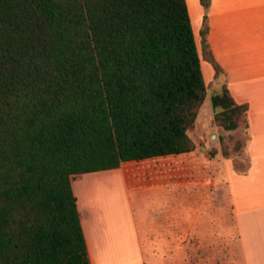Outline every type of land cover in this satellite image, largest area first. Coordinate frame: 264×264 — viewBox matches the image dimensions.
I'll return each instance as SVG.
<instances>
[{
  "label": "trees",
  "instance_id": "trees-1",
  "mask_svg": "<svg viewBox=\"0 0 264 264\" xmlns=\"http://www.w3.org/2000/svg\"><path fill=\"white\" fill-rule=\"evenodd\" d=\"M207 31L200 56L186 0H0V264H90L71 181L196 149ZM211 105L248 128L224 83Z\"/></svg>",
  "mask_w": 264,
  "mask_h": 264
},
{
  "label": "crops",
  "instance_id": "crops-1",
  "mask_svg": "<svg viewBox=\"0 0 264 264\" xmlns=\"http://www.w3.org/2000/svg\"><path fill=\"white\" fill-rule=\"evenodd\" d=\"M205 12L223 83L247 106L249 165L238 172L228 157L196 148L79 182L90 264H264V0H209ZM122 184L128 203L114 207L104 194Z\"/></svg>",
  "mask_w": 264,
  "mask_h": 264
},
{
  "label": "rangeland",
  "instance_id": "rangeland-1",
  "mask_svg": "<svg viewBox=\"0 0 264 264\" xmlns=\"http://www.w3.org/2000/svg\"><path fill=\"white\" fill-rule=\"evenodd\" d=\"M189 2V7L191 8L189 15L191 16L192 14L191 24L199 54L200 56H202L199 30L202 26V16L206 14V10H204L200 6L199 2H196V0H189ZM195 7L198 9V14L196 13ZM200 12L202 14L201 16ZM201 69L205 84L207 86L206 97L198 112V116L194 126L188 131V135L194 142L196 148H204L206 151H209L211 149H217V151L219 152V156H222V153L224 152L227 157L233 161V165H235L236 170L238 172H244L249 165L248 158L245 154V146L248 140L247 128H245L244 125H241L236 130L225 131L219 126L215 125L214 117L217 113L221 111V109L212 107L211 98L212 96L221 92L223 78L222 76L215 78L212 66L206 61H204L202 57ZM109 171L94 174H85L75 177L74 180L71 181L72 190L75 189V186L78 187L77 185L81 181H84V183H89L93 179H101L103 177H108L107 175ZM83 186L84 184L82 185V187ZM125 192V187L122 184L118 185L117 188L114 189V191L112 190V192H109L104 195L107 200H110V204H112V206L114 205V207H123L125 204L128 203L124 200ZM99 195L102 196L103 194ZM142 200L143 202H148V200L144 198ZM130 202L133 203V205L136 207L135 197H132Z\"/></svg>",
  "mask_w": 264,
  "mask_h": 264
}]
</instances>
